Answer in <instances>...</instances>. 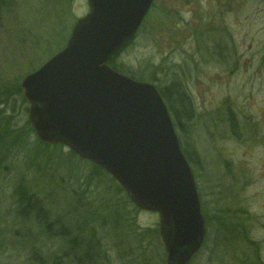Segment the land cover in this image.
I'll list each match as a JSON object with an SVG mask.
<instances>
[{
  "label": "rangeland",
  "instance_id": "1",
  "mask_svg": "<svg viewBox=\"0 0 264 264\" xmlns=\"http://www.w3.org/2000/svg\"><path fill=\"white\" fill-rule=\"evenodd\" d=\"M87 13V0H6L0 10V112L9 118L0 126L21 137L0 152V264H59L70 239L90 232L102 264H166L158 215L137 211L67 148L37 144L17 90ZM115 60L157 89L181 81L190 99L192 119L175 132L193 157L206 228L190 264H264V0H155ZM21 186L49 211L51 233L35 213L18 217Z\"/></svg>",
  "mask_w": 264,
  "mask_h": 264
},
{
  "label": "water",
  "instance_id": "2",
  "mask_svg": "<svg viewBox=\"0 0 264 264\" xmlns=\"http://www.w3.org/2000/svg\"><path fill=\"white\" fill-rule=\"evenodd\" d=\"M155 0H87L64 48L21 81L37 139L110 175L133 205L160 215L166 264H188L205 236L190 165L156 87L109 66Z\"/></svg>",
  "mask_w": 264,
  "mask_h": 264
},
{
  "label": "trees",
  "instance_id": "3",
  "mask_svg": "<svg viewBox=\"0 0 264 264\" xmlns=\"http://www.w3.org/2000/svg\"><path fill=\"white\" fill-rule=\"evenodd\" d=\"M5 5H6V0H0V10L4 8ZM119 54L109 62V66L115 71L121 74H124L132 79H135L134 76H129L126 74V72L124 71L126 69L121 67L119 64L115 63L116 62L115 59L119 56ZM139 79L141 80V78ZM140 80H137V81H140ZM140 82H143V81H140ZM20 88L21 87H17L19 94H21ZM158 92L161 98L163 99L164 103L165 102L167 103L168 112L171 118H173L174 120L173 121L174 127L176 129L182 130L188 124V122L192 119L193 109L191 106L190 99L181 81L173 78L168 86L159 87ZM22 101L26 103L24 98L22 99ZM0 120L4 122V121L9 120V118L1 116V112H0ZM2 127L5 128L4 126H0V128ZM5 129L6 131L4 135H6L7 137L6 139H1V135H0V152L5 150L7 146L10 147L13 141L14 143L15 142L19 143L21 139V137H18V140H14L12 138L14 134H12V132L9 131L7 128ZM8 140H11V141H8ZM37 144L44 145L40 143L39 141H37ZM44 146H47V145H44ZM182 153L185 156L188 163L189 161L192 162L193 157L192 155L189 154L190 152H189V149H187V147L186 149L184 148L182 149ZM69 156L70 157L75 156V158H78L76 157V155L70 152H69ZM91 166H93V173H95L93 176H97L98 174H100V175H104L108 177L111 183H113V185L114 183L116 184L117 191H119L120 193H123V191L117 185V183L111 177H109L104 171H102L100 168L92 164ZM16 192H15L16 199H17L18 206H19V210L17 212L18 217L25 218V217L30 216L32 213H35L36 221L40 225V227H43L47 233H51L50 230L53 225L52 223L54 222L50 221L51 215L49 211L45 212L41 206L40 201L36 197H34V195L27 194L22 186L19 187ZM61 226H62V223H61ZM52 234H57V233H52ZM62 234L64 233H61V235H59L60 238L65 237ZM46 235L52 236L51 234H46ZM98 237L93 232H90L89 234H83L82 237L76 236L70 239V242H69L70 247L68 249L67 248L65 249L62 255L63 260H60L59 264H64V263L65 264L67 263L68 264H102V258L104 255V251L102 250V246L100 244L101 238H98ZM33 259L36 261L40 260L37 258V256L36 257L34 256ZM39 264H44V263L39 261ZM55 264H58V263H55Z\"/></svg>",
  "mask_w": 264,
  "mask_h": 264
},
{
  "label": "bare ground",
  "instance_id": "4",
  "mask_svg": "<svg viewBox=\"0 0 264 264\" xmlns=\"http://www.w3.org/2000/svg\"><path fill=\"white\" fill-rule=\"evenodd\" d=\"M130 43V42H129ZM129 43H127V44H125V46L123 47V48H125L126 46H128L129 45ZM54 56V55H53ZM52 57V56H51ZM39 69V68H38ZM37 70V69H36ZM157 91H158V89H157ZM159 93V92H158ZM120 187V186H119ZM121 188V187H120ZM121 190L123 191V193L125 194V191L121 188ZM130 202V201H129ZM130 204L133 206V204L130 202ZM134 207V206H133ZM148 213H155V214H157L158 215V223H159V220H160V215H159V213L158 212H148ZM158 231H159V236H160V229H159V226H158ZM161 240V239H160ZM161 244H162V246H163V249H164V252L166 253V251H165V248H164V245H163V243H162V241H161Z\"/></svg>",
  "mask_w": 264,
  "mask_h": 264
}]
</instances>
